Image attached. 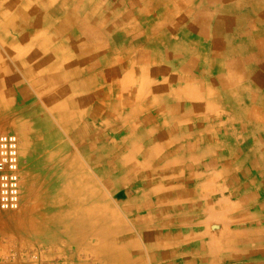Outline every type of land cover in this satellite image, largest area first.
Returning a JSON list of instances; mask_svg holds the SVG:
<instances>
[{"label":"crops","instance_id":"obj_1","mask_svg":"<svg viewBox=\"0 0 264 264\" xmlns=\"http://www.w3.org/2000/svg\"><path fill=\"white\" fill-rule=\"evenodd\" d=\"M229 1L240 5L235 14L243 19L233 27L235 36L199 19L223 0L207 6L204 0H176L170 6L165 0H136L126 2L125 11L124 1L111 0V26H81V33L99 32L95 41L47 35L35 47L33 55L44 56L42 68L61 70L68 56L63 53L61 61L53 51L61 56L66 42H73L70 50L85 65L77 61L78 67L68 70L72 81L67 71L52 77L27 74L38 97L44 85L62 84L45 93L46 99L55 94L60 103L83 102L113 156L154 155L151 169L135 170L139 182L144 172L151 179L139 185L149 187L140 190L148 194L139 209L153 218L168 213L166 222L177 226L163 238L153 237L161 252L174 247L177 256L158 253V264H264V182H247L251 172L264 171V70L257 73L247 60L264 68L263 2ZM21 95L15 93L14 104ZM68 104L63 110L74 111ZM58 115L55 111L61 122ZM69 129L84 154L81 142L86 146L87 137ZM237 171L245 173L233 176ZM155 195L157 202L147 201Z\"/></svg>","mask_w":264,"mask_h":264},{"label":"rangeland","instance_id":"obj_2","mask_svg":"<svg viewBox=\"0 0 264 264\" xmlns=\"http://www.w3.org/2000/svg\"><path fill=\"white\" fill-rule=\"evenodd\" d=\"M122 1H124L122 7L124 8L126 2L133 3L136 0H119V4ZM174 1L176 0H165V6L173 5ZM226 1L227 3L230 2L229 0ZM235 1L241 2L242 5L244 4L243 2H245L242 0ZM262 2V7H260V9L264 11V0H262ZM110 3L111 0H0V28L3 27L1 25L4 22L2 16L3 12L10 10L12 13L13 10L15 11V13L11 15L12 17L16 13L20 14V10L23 11V13H21L23 17H25L24 13L37 14L40 11L47 21L53 22L52 26L46 27V29H50L49 32L41 31L37 26L33 28V26H29L30 24H28V22L23 23L21 25L22 28L17 32L8 30L6 34H9V36H3L0 30V102L5 103L6 105H4L3 108L9 111L6 117L15 118L13 116L16 115V117L19 116L20 118L25 114H29L30 116L35 114L42 118L43 123L40 133L46 137L55 138V141L49 144L48 148L46 147L45 150L48 149L55 152L52 165L58 162L57 166L62 168L61 172H64L63 174H65L67 170V175L63 178V181L65 180L69 184V194L71 196L73 194L76 177L73 171L75 169V163L77 162L79 165L78 181L81 183L79 194L82 196V191L85 189L86 198L91 200V203L86 201L87 206L84 212L85 222L81 220V223L86 229H82L83 225H81V233L78 235L80 238L77 239L75 244L70 243L64 237L55 238L46 232H37L35 230L22 231L19 229L18 225H15L12 219L17 215L19 216L24 210L29 209V206H33L34 196L38 190V186L33 180L32 174L34 173V164H31L25 157V144L19 137L22 149L21 207L16 212L0 214V264H116V258L119 259L118 261L125 260L129 264L130 257H132L130 264H158V253H162L163 256L169 255V258L174 260V247L168 248L167 250L169 251L164 250L161 252L162 250H159L157 245H154L156 242L153 241V237H157V234L162 235V233L167 231L173 232L176 230L177 226H174L176 221L172 220L166 222L165 217L169 214L165 212L160 214V217L156 216L153 218V215H147V212H140L139 209L140 207L144 208L139 202L148 194H144L140 190H149V187H139V185L151 179L150 175L144 172V177L141 179L142 181L139 182L138 179L135 178V176L138 175V172L135 170H142L145 168L151 169L154 165V155H152V153L141 155L137 152L132 153V151H130V154L126 156H113L108 140H106V147L102 145L105 139L101 134L97 133V125L89 121L86 111L82 108V104L84 105L83 102H77V105L72 107L71 102L69 103L66 101L64 103H69L67 106L74 111L63 110V106L65 107V105L63 102L60 103L56 101L57 97L55 94L48 99H46L47 95H45V93H53L54 91L56 92V90L62 89L64 87L62 84L44 85L42 89L45 92L43 94L40 93L38 97L37 87H35L34 83L31 82V79H29L27 75L31 71L36 76L43 74V76L52 77L55 76V74L58 75L59 72L64 74L67 71L66 73H68L69 69L72 70L77 66V61L84 64L85 59L78 60V57L70 50L72 43L82 38L81 26H67V30L74 41L69 42L66 40V44L63 43L65 44V49L63 50L64 52L60 53L61 56H59L56 49L53 51L56 54V59H61V61L64 59L62 58L63 53L68 56L61 70H58V66H56L58 67L57 69L52 70L49 68H42L40 60L44 56H34L33 52L36 46H40V44L44 43L47 35L54 39L62 40L58 32L60 26H57V24L63 21L67 13L71 12L74 7V10H77L75 11L76 15L81 20L87 17L92 23H95L94 21L96 20L101 26H111V15L113 12L111 11ZM256 3V0H254V4ZM232 5L234 6L233 10L226 9L222 11L223 20L228 19L227 21H231L235 25L238 23L240 24L242 20H238L235 14L240 10V5L233 3ZM41 6L42 8H38ZM80 6L86 8H80ZM165 6L160 9H163ZM251 6L252 5H248V7ZM89 7L94 11L89 9ZM254 7L256 10L255 13H257L258 6L256 7V5H254ZM253 9L254 8H249L246 9V11L249 12V10L252 11ZM260 9H258V11ZM59 12H61L60 15H58ZM8 13L11 14L10 12ZM12 17L11 19H13ZM23 21L24 20H21V22ZM255 21L253 20V23H255ZM108 27L105 29H108ZM15 37L17 39H15ZM107 38L108 36H105L104 33L102 37L103 42L105 41V43H108L109 39ZM217 45H219L218 42ZM47 51L48 50H46V52ZM48 56L50 55L46 57ZM32 57L35 58L34 61H31ZM247 60L248 62H254L252 58H248ZM87 67L88 65H86V68ZM14 75L21 78V87L18 84V77ZM10 77V83L12 85L8 83ZM67 80H73L72 75H69V73L67 75ZM17 86H19V90L25 92L18 91ZM12 87L15 88V91ZM14 92L26 95V98L25 96L22 98L23 102H20L21 96L19 97L20 101H18V104L21 105L13 106L12 103H14L15 98ZM47 101H50L49 103L52 108L58 112V117L61 122L58 121V118L56 119L55 111H53L51 107H48ZM12 107L14 108L12 109ZM10 109H12V111H10ZM75 110H77V112ZM74 113H78V115ZM75 116H79V118L77 117L76 119L78 125L74 126V124H76L74 119ZM86 123L90 131L85 135L87 137L85 140L86 146L83 147L84 140L81 142L82 151L84 152V154H82L81 152L79 153L78 142H75L73 138V130L69 128H75L76 130V127L79 126L81 132ZM65 125L69 128H66ZM2 133L15 134L11 130L0 129V134ZM94 134L96 136H94ZM27 171L31 173L28 179H26ZM242 173L245 172L237 171L232 175L236 176ZM263 175L264 171L251 172V174L248 175L247 182H254L255 180L264 182V179L260 180V176ZM229 182H233L232 178H230ZM149 200L157 202L158 197L157 195L151 196V198L148 196L147 201ZM82 209L83 204L80 213ZM138 209L140 213L136 215ZM179 224L180 221H178L177 225L179 226ZM178 229L181 230L182 228L179 226ZM82 230L87 233L86 240H81ZM163 236L164 235H162V238ZM80 244H82V246ZM95 248H97L99 252H97ZM116 253L117 255H115ZM120 264L123 263L120 262Z\"/></svg>","mask_w":264,"mask_h":264},{"label":"bare ground","instance_id":"obj_3","mask_svg":"<svg viewBox=\"0 0 264 264\" xmlns=\"http://www.w3.org/2000/svg\"><path fill=\"white\" fill-rule=\"evenodd\" d=\"M218 1L219 0H204V2H206L205 6H207L209 2L217 3ZM81 7L84 6H80V8ZM38 8H42V6ZM208 8H211V6H208ZM233 8L234 6L232 5L231 2L227 3L226 0H223L220 7L214 6L213 12L208 14L204 13L199 16V19L204 22L211 20L216 25L215 30L219 28L222 29L221 32L222 31L230 32L233 33L235 36L237 34V32L234 31L233 29V27H236L235 24L231 21H227L228 19L223 20L224 18L222 14L223 10L226 9L233 10ZM74 9L71 12H68L65 18L63 19V21L57 24V26H60L58 32L62 37H66V39H68L71 36V34H69V31L67 30V27L65 26H101L99 23H97L98 21L95 20L94 21L95 23H92V21H89L87 17L81 20L75 13V11L77 10ZM89 9L94 11L91 7H89ZM8 12H10L11 14H9ZM19 12L20 14L16 13L17 15L15 14L13 17L11 15L15 13L14 10L13 13L11 12V10L3 12L2 16L4 22L1 26H3L4 28L3 27L0 28V30L2 31L1 34L3 36L4 35L9 36V34H6L8 30H12L13 32L19 31V29L22 28L21 25L26 22L30 24L29 26H33V28L34 26H37L38 28L41 29V31L44 32H49L50 29H46V27L53 25V22L47 21L40 11L37 14L24 13L25 17L21 15L23 11L20 10ZM60 14L61 12L58 13V15ZM10 16L13 19H11ZM21 20L24 21L21 22ZM241 20L243 19L241 18ZM97 33L99 34V32L90 33L89 30L84 29L82 35L86 38H90L92 41H95V39L93 38L94 37L98 38L97 36H95V34ZM216 37L217 38L215 41L219 42V40H221V38H219L220 36L217 34ZM248 63H250L253 67H255L257 73L258 71L264 70L263 66L259 64H254V62H248ZM216 68H218V66ZM24 95L25 94L21 95V101L20 98L18 97L15 101V104L13 103V106L18 104V101L23 102L22 98ZM76 105L77 102H71L72 107H75ZM3 107L4 104H0V118H1L0 129L11 130L16 135H18V138L20 137L22 139L23 143L25 144V150H24L25 157L29 160L31 164H34V173H32L34 178L33 180L38 186V190L34 196L33 206H29L28 207L29 209L21 212L19 216L17 215L13 217L12 221L14 220L13 221L14 224L18 225L19 229H21L22 231L35 230L37 232H46L48 234H51L55 238L64 237L70 243L75 244L77 239L80 238L78 237V235L81 233V225H83L81 223V220L85 222L84 212L87 206L86 201H88V203H91V200L89 198H86L85 196L86 194L85 189L82 191V196H80L79 194V187L81 186V183L78 181V175H79L78 163L77 162L75 163V169L73 171V174H75L76 177L74 182L73 194L71 196L68 192L69 184L65 180L63 181V178H65V176L67 175V170L66 173L63 174L64 172L63 173L61 172L62 168L57 166L58 162L52 165L55 152L48 149L45 150L46 147L48 148L49 144L55 141V138L53 137L49 138L40 133V129L43 123L42 118L38 117L35 114H32L31 116L29 114L28 115L25 114L24 116L22 115V117L20 118L19 116L16 117V115H14L13 117L15 118H9L6 117L9 111H7V109L5 110ZM13 108L14 107H12V109ZM12 109H10V111H12ZM74 114L78 115V113H74ZM77 117L79 118V116H75L74 118L76 123L74 124V126L78 125L77 124L78 122L76 120ZM89 131H90L89 126L87 123L84 124L81 132L79 130V126L76 127L77 134L84 133V135H86ZM30 176H31L30 171H27L26 179L30 178ZM85 186H86V182H85ZM82 204H83V209H82L83 213L82 212L80 213ZM82 229H86L84 225ZM86 235L87 233L82 230L81 240L82 239L86 240L87 238ZM80 245L82 246V244ZM95 250L99 252L97 248H95ZM115 255H117V253ZM118 260L119 259L117 258L115 259L116 264H120V262L123 264H128L125 260H121V261ZM131 260L132 257L129 258L130 263Z\"/></svg>","mask_w":264,"mask_h":264},{"label":"built area","instance_id":"obj_4","mask_svg":"<svg viewBox=\"0 0 264 264\" xmlns=\"http://www.w3.org/2000/svg\"><path fill=\"white\" fill-rule=\"evenodd\" d=\"M21 167L20 139L13 133L0 134V214L21 207Z\"/></svg>","mask_w":264,"mask_h":264}]
</instances>
